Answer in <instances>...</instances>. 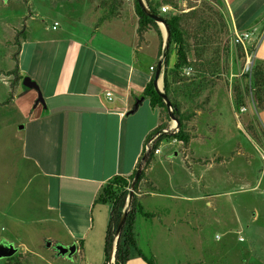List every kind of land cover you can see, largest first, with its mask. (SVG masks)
<instances>
[{
	"label": "rangeland",
	"instance_id": "1",
	"mask_svg": "<svg viewBox=\"0 0 264 264\" xmlns=\"http://www.w3.org/2000/svg\"><path fill=\"white\" fill-rule=\"evenodd\" d=\"M104 1L108 0H0V243L7 241L18 249L14 257L0 259V264H86L78 254L72 258L58 256L59 242L47 247L54 228L51 223H37L48 217L43 215L44 182L31 180L36 170L33 163L24 159L22 149L25 129L21 126L27 122L14 102L17 95L29 90L23 85L26 77L52 89L61 72L69 39L91 38L96 34L91 33L96 25L103 27L98 34L100 38L113 33H106L112 23L100 22L107 12L102 8ZM122 1L124 6L117 18H127L128 13L135 11L126 6L127 2L134 4V0ZM164 1H183L181 10L197 11L183 21L191 45L189 56L193 65L188 68L192 71L187 75L185 68V79L173 86V97L181 103L183 111L194 115L187 130L196 139L189 146L164 141L161 154L153 160L162 163V190L173 192L168 182L175 177L177 195H190L193 191L201 198L197 203L172 205L179 206L184 213L193 207L198 217L195 216L194 222L188 217L183 220L188 235L181 236L178 232L177 246H159L154 251L155 264H264V111L256 109L250 79L241 76L246 55L233 42L236 32L221 0ZM135 16L138 20L136 13ZM160 25L166 42L165 26ZM24 28L27 38L22 40L18 56L23 79L14 84L15 76L10 73L17 65L14 56L19 51L15 38ZM261 30L263 38L255 65L264 62V29ZM125 35L132 37V28ZM57 39L63 41L62 45L54 44ZM104 39L110 40L107 36ZM137 55V68L150 74V66H157L156 59L149 50ZM105 58L101 57L103 61ZM174 62L173 55L171 64ZM236 85L244 90L245 112L234 107ZM11 94L14 102L6 104ZM149 103L147 99L139 113L148 109ZM161 115V125L169 124L168 130L174 132L173 121H168L165 112L161 111ZM186 164L196 170L190 172ZM201 175L203 183H198ZM180 178L188 179L190 186L178 187ZM22 243L32 248L29 253L19 247ZM144 251L154 258L147 247Z\"/></svg>",
	"mask_w": 264,
	"mask_h": 264
},
{
	"label": "crops",
	"instance_id": "2",
	"mask_svg": "<svg viewBox=\"0 0 264 264\" xmlns=\"http://www.w3.org/2000/svg\"><path fill=\"white\" fill-rule=\"evenodd\" d=\"M221 1L234 32L242 33L255 27L260 31L264 29V0ZM126 6L127 9H134V4L130 2ZM128 14V19L122 17L104 22L113 26L108 25L106 30V33H113L103 35L110 38L108 42L98 36L102 31L99 25L91 32L96 33L93 39V36H86L81 40L74 38L67 41L61 72L52 89L40 84L45 104L37 105L39 95L31 89L22 91L14 102L27 122L23 128L22 149L24 159L33 163L36 170L31 180L44 182L43 215L48 217L43 220L39 217L37 223H51L55 232L48 239L52 245L54 241L65 247L76 244L75 254L80 255L86 264H106L104 247L112 206L97 202L103 188L117 176L129 178L142 164L144 168L146 142L162 121L161 109L152 108L150 103L143 113H139V108L135 114H128L135 100L143 97L145 86L156 77L157 71L151 68L158 66L163 57L161 48L166 43L160 24L163 42L155 31L147 32L145 39L139 41L135 11ZM130 28L133 36L126 37ZM61 41L57 39L54 44L58 45ZM148 50L157 65L150 66V74L137 68V54ZM102 56L106 57L104 61ZM258 64L264 65V62ZM158 87L164 89V68ZM107 92L113 94L112 100L107 98ZM195 139L193 136L191 141ZM161 165L156 160L150 162L138 194L145 211L158 216L153 219L139 216L135 223L140 251L148 256L144 251L147 247L156 263L157 254L154 251L159 246H177V233L188 235L183 220L188 217L194 222L195 216L198 217L193 207L184 213L182 208L172 205L178 202L197 203L201 198L198 192L194 195L193 191L190 195H177L173 184L175 177L168 182L173 192L162 190ZM187 166L190 172L196 170L191 164ZM181 178L177 180L178 187L190 186L188 179L184 181ZM203 179L201 175L197 182L201 183ZM170 201L174 203L170 205ZM181 228L185 231H179ZM19 247L26 253L32 249L25 243ZM126 264L148 263L135 254Z\"/></svg>",
	"mask_w": 264,
	"mask_h": 264
},
{
	"label": "trees",
	"instance_id": "3",
	"mask_svg": "<svg viewBox=\"0 0 264 264\" xmlns=\"http://www.w3.org/2000/svg\"><path fill=\"white\" fill-rule=\"evenodd\" d=\"M169 2L171 1L146 0L150 13L160 16L170 31L169 44L167 47L161 48V55L163 57L159 60V62H163L164 68L163 91L171 101L173 114L179 122L177 127L178 131L175 133L163 134L158 139L155 148H159L164 141H176V143L187 146L193 138V136L187 130V124L192 120L194 115L192 113H186L183 111L181 103L175 97H173V86L181 83L183 79H185L183 70L193 65V62L190 60L189 56L191 45L188 41L189 39L184 28L183 21L191 16L196 15L197 11L194 9L189 12H184L179 8V2ZM165 4H172V13L167 12V14L161 11V8ZM102 6V8L107 10V12L105 16L101 18V23L109 19L117 18L122 10V7L124 6V2L122 0H108L104 1ZM134 9L138 18L137 36L139 41H143L145 39L147 32L155 31L163 42L159 23L142 9L138 0H134ZM26 38L27 34L25 28L20 31L15 38V44L18 46L19 51L14 56L15 61H17V65L10 73L15 76L14 84L20 83V81L23 79L20 74L18 56L22 50V40H25ZM195 52L200 57V52L197 50ZM173 55L175 56V62L171 64V57ZM154 70L157 71V67H154ZM246 77L250 79L251 94L256 109L258 111H264V67L261 65H255L251 78L249 75H246ZM234 88L235 99L233 100V104L236 111H240V109L245 105L244 90H242V88L238 87L237 85ZM142 96L149 100L152 108L161 109L162 112H165L168 117V121H171L166 102L162 95L159 94L155 88V76L145 86ZM13 102L14 95L11 94L6 100V104ZM168 126L169 124L160 125L152 132L150 137L161 132L163 129H167ZM144 154H146L145 151ZM154 156V151L149 153L146 164L140 174L138 181L135 184V187L133 188L132 199L129 204L128 199L131 195V186L137 172H135V174L129 178L120 176L113 178L107 185H105L101 195L99 196L97 201L98 203L105 205L109 204L112 206L104 247L106 264L110 262L113 254L115 255L114 264H126L135 254L144 258L148 264H155L154 258L148 257L143 254L142 251H140L135 232V223L139 216H143L147 219H153L158 216L157 213L145 211L143 205L140 202V198L138 197L140 183L146 179V169L150 165V162ZM125 211H127V216L120 231L118 232L119 225Z\"/></svg>",
	"mask_w": 264,
	"mask_h": 264
},
{
	"label": "water",
	"instance_id": "4",
	"mask_svg": "<svg viewBox=\"0 0 264 264\" xmlns=\"http://www.w3.org/2000/svg\"><path fill=\"white\" fill-rule=\"evenodd\" d=\"M139 1V4L140 6L142 7V9L150 16L152 17L155 21H157L159 24L163 23L164 26H165V31H166V43H165V47L168 46L169 44V41H170V31L169 29L167 28V25L163 22L162 18L160 16H156V15H153L150 13L149 9H148V4L146 3L145 0H138ZM162 68H163V62H159L158 63V66H157V72H156V77H155V88L157 90V92L159 94L162 95L163 99L165 100L166 102V105H167V108L169 110V114H170V118L172 121L176 122V127H178L179 125V122L178 120L175 118L174 114H173V111H172V103L171 101L169 100V98L164 94V89L161 90L159 87H158V79L160 77V74H161V71H162ZM23 85L28 88V89H31V90H35L37 91L38 95H39V98L37 100V105L39 103H42V104H45V100H44V97H43V93L41 91V88L40 86L37 84V82H35L34 80H32L30 77H26L24 80H23ZM145 101V97H140V98H137L135 100V104L134 106L132 107V109L129 111L128 114H135L138 109L140 108V106H142L143 102ZM24 127L21 126V129H23ZM150 152H147L144 157H143V163L146 161L147 157H148V154ZM143 165V164H142ZM142 165L139 167V169L137 170V173L135 175V178L132 182V188H131V195L128 199V204L131 202V199H132V194H133V188L135 187V184L136 182L138 181L139 177H140V174L142 172ZM128 206V205H127ZM126 216H127V211H125L123 217H122V220H121V223L119 225V229H118V232L120 231L125 219H126ZM52 246V243L49 242L47 244V247H51ZM57 251H58V256H68L69 258H72L74 256V254L77 252V246L76 244H73L71 246H68V247H65L63 245H58L57 246ZM18 252V249L15 248L13 245H10V244H5V243H0V259H9V258H12L13 256H15ZM113 263H115V255L113 254Z\"/></svg>",
	"mask_w": 264,
	"mask_h": 264
},
{
	"label": "built area",
	"instance_id": "5",
	"mask_svg": "<svg viewBox=\"0 0 264 264\" xmlns=\"http://www.w3.org/2000/svg\"><path fill=\"white\" fill-rule=\"evenodd\" d=\"M172 10V7L170 5H164L161 8V11L163 13H167L169 11ZM56 27L54 26V29ZM262 32L258 29V28H252L251 30L248 31H244L242 33H234L233 35V42L235 43L236 46L241 47V49L244 50V55H246L245 61H244V65L242 68V72H241V76L243 75H249L251 78L252 75V71L253 68L255 66V57H256V52H257V48L259 46V44L262 41ZM151 70H154V67L151 68ZM186 74L190 75L192 68H186ZM106 96L109 100L113 99V94L111 92H107ZM246 108L242 107L240 112H245ZM237 117H239L238 114H236ZM175 124V125H174ZM173 127L171 128V130H174L175 133L176 131H178L177 127H176V122L173 121ZM166 133H170V131L167 129H163L161 132L149 137V139L146 142L145 145V151L147 152H152L154 151V154H159L161 152L160 147L159 148H155L156 143L158 141V139ZM176 142V141H174ZM113 263V256L111 257V260L108 264H112Z\"/></svg>",
	"mask_w": 264,
	"mask_h": 264
},
{
	"label": "flooded vegetation",
	"instance_id": "6",
	"mask_svg": "<svg viewBox=\"0 0 264 264\" xmlns=\"http://www.w3.org/2000/svg\"><path fill=\"white\" fill-rule=\"evenodd\" d=\"M2 243H5V244H10V243H8L7 241H4V242H2ZM14 257V256H13Z\"/></svg>",
	"mask_w": 264,
	"mask_h": 264
},
{
	"label": "bare ground",
	"instance_id": "7",
	"mask_svg": "<svg viewBox=\"0 0 264 264\" xmlns=\"http://www.w3.org/2000/svg\"><path fill=\"white\" fill-rule=\"evenodd\" d=\"M164 26V25H163ZM164 28V27H163ZM165 29V28H164Z\"/></svg>",
	"mask_w": 264,
	"mask_h": 264
}]
</instances>
